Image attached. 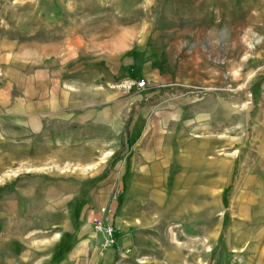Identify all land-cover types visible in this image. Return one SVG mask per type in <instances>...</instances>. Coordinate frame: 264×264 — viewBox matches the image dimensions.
Returning a JSON list of instances; mask_svg holds the SVG:
<instances>
[{"label": "rangeland", "instance_id": "1", "mask_svg": "<svg viewBox=\"0 0 264 264\" xmlns=\"http://www.w3.org/2000/svg\"><path fill=\"white\" fill-rule=\"evenodd\" d=\"M100 1L0 0V264H264V0Z\"/></svg>", "mask_w": 264, "mask_h": 264}, {"label": "built area", "instance_id": "2", "mask_svg": "<svg viewBox=\"0 0 264 264\" xmlns=\"http://www.w3.org/2000/svg\"><path fill=\"white\" fill-rule=\"evenodd\" d=\"M137 87L139 89H143L146 87V83L144 81L137 82ZM112 197L115 198V194ZM93 226L97 234H104L103 237L99 240V248L101 249L100 256H102L103 251L109 249L110 247L116 246L117 244L114 235V228L111 223H109L108 225L104 224L100 217L93 218ZM116 248H118V246Z\"/></svg>", "mask_w": 264, "mask_h": 264}, {"label": "crops", "instance_id": "3", "mask_svg": "<svg viewBox=\"0 0 264 264\" xmlns=\"http://www.w3.org/2000/svg\"><path fill=\"white\" fill-rule=\"evenodd\" d=\"M153 2H154V0H106V2L100 1V4H116V3H125V4H128V3H132V4H153ZM135 126L138 127V130H140V126H138L137 124H135ZM140 134H142V132H140ZM84 226H85V224H84ZM82 229L85 230L87 228H85V227L82 228L81 227L80 232H79L80 235L83 234L86 231L85 230V231L81 232ZM122 242L125 244L126 243V239L125 240L123 239ZM112 255H113V250L112 249L106 250L105 253L102 255V257L100 259L101 260V264H111L112 261H113ZM64 264H68V262H65Z\"/></svg>", "mask_w": 264, "mask_h": 264}]
</instances>
